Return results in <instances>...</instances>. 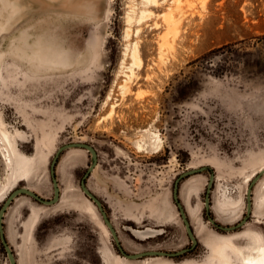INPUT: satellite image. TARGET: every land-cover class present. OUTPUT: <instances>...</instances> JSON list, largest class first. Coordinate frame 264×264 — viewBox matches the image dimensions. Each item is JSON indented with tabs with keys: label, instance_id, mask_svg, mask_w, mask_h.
I'll list each match as a JSON object with an SVG mask.
<instances>
[{
	"label": "rangeland",
	"instance_id": "1",
	"mask_svg": "<svg viewBox=\"0 0 264 264\" xmlns=\"http://www.w3.org/2000/svg\"><path fill=\"white\" fill-rule=\"evenodd\" d=\"M181 4L178 37L153 26L164 24V6L135 20L128 39L127 14L135 9L138 19L143 0H0V209L23 186L52 199V159L61 146L84 142L98 152L88 187L128 253L192 245L173 187L193 168L216 175L217 223L244 218L249 183L264 168V0ZM155 133L160 150L151 145ZM92 162L87 150L66 149L56 166L58 203L28 195L12 202L4 227L18 264H245L264 242V175L249 222L227 232L206 215V170L180 183L194 250L128 259L80 187ZM0 264H10L1 240Z\"/></svg>",
	"mask_w": 264,
	"mask_h": 264
},
{
	"label": "water",
	"instance_id": "2",
	"mask_svg": "<svg viewBox=\"0 0 264 264\" xmlns=\"http://www.w3.org/2000/svg\"><path fill=\"white\" fill-rule=\"evenodd\" d=\"M69 148H82V149H85L88 152H90V154L92 155L93 162L91 163L89 169L87 170L83 179L81 180L80 187L83 190V192L86 194L88 199L90 201H92L93 204L98 208V210L102 216V219H103L105 225L107 226L109 232L111 233V235L115 241V245H116V247H117V249L121 255H123L124 257H126L128 259H132V260L147 258V257H160V256L173 259V258L182 256V255H185V254L191 252L198 245L199 241H198V239L195 235V232L192 228L190 219L188 218L186 208L184 207V205L180 201V183L185 178H189L192 175L201 173V172L209 170L211 168H209L208 166H204L201 168H193V169L187 170V171L183 172L181 175H179L178 178H176L175 183H174V187H173V199L175 201L176 206L178 207V211H179L181 218L184 222V225L186 227V230H187L188 236L192 242V245L188 248H184V249L176 251V252L148 250L145 252H137V253L132 254V253H128L124 249V247L121 243V240H120V236L118 235V232L116 230V227L114 226L112 219L108 215L102 200H100V198L92 190H90V188L88 187L87 180L90 177L91 173L96 169V167L98 165V152H97L96 148L93 145L88 144V143H84V142H71V143L65 144L64 146H61L51 161L50 173H51L52 183H53V187H54V196L52 199H50V200L45 199L42 196H40L38 193L34 192L29 187L23 186V187H20V188H17L16 190H14L6 198L5 202L3 203V205L0 209V240H1V244L3 245V247L6 250L10 264H18V263H17V259H16V255L14 253V250L11 247V245L9 244L8 239L6 237V233H5L4 216L7 212V209L11 206L12 202H14V200L19 195H28L31 198L35 199L36 201H38L42 204H45V205H54V204L58 203L60 201V198H61V188H60V183L58 181V178L56 176V166L58 164L59 157H60L62 151L69 149ZM263 175H264V169L261 170L258 174H256V176L249 183V187H248L247 195H246L247 212L244 215V218L238 224H236L234 226H224L222 224L217 223L216 219L211 215V209H212L211 192H212V188L214 185V181L216 179V175L212 171V173L209 177V182H208V187H207V192H206V198H205V212H206V215L208 216L209 221L214 226H216L217 228H219L223 231H227V232H233V231L238 230L239 228L244 227L249 222L250 218L253 215V201H252L253 196H252V194H253L254 186Z\"/></svg>",
	"mask_w": 264,
	"mask_h": 264
},
{
	"label": "bare ground",
	"instance_id": "3",
	"mask_svg": "<svg viewBox=\"0 0 264 264\" xmlns=\"http://www.w3.org/2000/svg\"><path fill=\"white\" fill-rule=\"evenodd\" d=\"M143 4L145 5V8L141 10L138 19H135V9H131V11L128 12V14H127V23L129 25V27L126 30V37L128 39H129V37H131V30L132 29L130 26L134 23L135 20L138 21L140 24L143 22H147L155 14L153 8H159V7H164V6H167V9H168V11L163 14L165 16V19L163 20L164 24H161V23L155 21L153 26H155V28H159L160 26L165 25L169 29V31L174 34L175 37H178L180 35V29H181V26L183 24L184 18L186 16V14H185L186 12L180 10L182 7L181 0H143ZM175 11L179 12L177 16L175 14ZM140 30L141 29L139 28L137 30V33H139ZM131 57H132L133 63L129 67V69H130V72L133 74L134 73L133 65H136V64H138L139 66L141 65L138 42L134 43V45L132 47ZM122 87H123V89H126L127 85L124 84ZM152 139L153 140L151 142V145L155 146L158 150H160L161 149V145H160L161 138H160L159 134L155 133L154 136H152ZM137 145L140 149H144L147 144L139 142V143H137ZM228 242L232 246H234L232 241L228 240ZM243 260H244L245 264H264V242H260L258 244V246L255 248L254 254H251L249 256H245L243 258Z\"/></svg>",
	"mask_w": 264,
	"mask_h": 264
},
{
	"label": "flooded vegetation",
	"instance_id": "4",
	"mask_svg": "<svg viewBox=\"0 0 264 264\" xmlns=\"http://www.w3.org/2000/svg\"><path fill=\"white\" fill-rule=\"evenodd\" d=\"M209 170H211V169H209ZM212 171V170H211Z\"/></svg>",
	"mask_w": 264,
	"mask_h": 264
}]
</instances>
